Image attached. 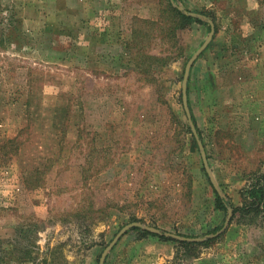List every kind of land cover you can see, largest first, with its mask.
Returning <instances> with one entry per match:
<instances>
[{"label": "rangeland", "instance_id": "obj_1", "mask_svg": "<svg viewBox=\"0 0 264 264\" xmlns=\"http://www.w3.org/2000/svg\"><path fill=\"white\" fill-rule=\"evenodd\" d=\"M208 19L187 100L241 205L264 173V0H0V264H98L133 221L105 264H264L262 215L210 232L224 214L182 102Z\"/></svg>", "mask_w": 264, "mask_h": 264}, {"label": "trees", "instance_id": "obj_2", "mask_svg": "<svg viewBox=\"0 0 264 264\" xmlns=\"http://www.w3.org/2000/svg\"><path fill=\"white\" fill-rule=\"evenodd\" d=\"M172 10L177 12L182 17L181 22H185V20L187 22L191 21V20L199 21L197 19L198 16H196V15L186 14L183 11L179 10L178 8H174V7L172 8ZM192 12H194V11H192ZM206 24L210 28V24L208 22H206ZM188 90H189V85H188ZM188 107H189L191 119H192L193 123L195 124L199 138L201 139V141L203 143L201 134L199 132V129H198L196 121H195V117L192 113L189 97H188ZM255 179H256V181L247 190V196L249 197V199L246 200V198H245L244 202L241 205H234L229 200L228 196L226 195V193L224 192V190L221 187H220V192H219L215 187L212 186L213 192L215 194L214 201H213L215 208L223 211L224 216L222 217L221 221L214 228H212V230L210 232H213V233L218 232L219 230H221L224 227L225 220H226V217L228 215L229 210H231V212H232L230 222L233 219H235L237 222L246 223V219L244 218V220H243V215H247L249 213H252L255 216L262 215V217L264 219V173L259 174L258 176H255ZM251 220H252V218H250L248 221H251ZM145 232H147V231H145ZM203 236H206V238H209V237H207L208 233H204ZM163 237H165V236H163ZM171 238L172 237H165V239H171ZM180 242L185 243V244L189 243V242H186L185 240L184 241L181 240ZM104 264H105V261H104Z\"/></svg>", "mask_w": 264, "mask_h": 264}, {"label": "water", "instance_id": "obj_3", "mask_svg": "<svg viewBox=\"0 0 264 264\" xmlns=\"http://www.w3.org/2000/svg\"><path fill=\"white\" fill-rule=\"evenodd\" d=\"M176 6H177V8L179 10L183 11L186 14L200 16V14L188 11V10L184 9L180 5H176ZM208 23L210 24V31L208 33L207 38L204 40L202 45L197 49V51L189 58V60L187 61L186 65H185V68H184V75H183V80H182V102H183V105H184V108H185V111H186V114H187V117H188L189 124L191 126L192 134L194 135V137L196 139V142L198 144V147H199V150H200V153H201V157H202V160H203V163H204L205 170H206V172H207V174L209 176V179H210L211 183L213 184V186L220 192V188H219L218 184L215 182V180H214V178L212 176V172H211L209 164H208V160H207V157H206V152H205L203 143H202L201 139L199 138L198 132H197V130H196V128H195V126H194V124L192 122L190 111H189V107H188V100H187V80H188V76H189V72H190V68L192 66V63L197 58V56L200 54V52L202 50H204V48H206V46L208 45V43L212 39V36H213V33H214V23H213V21L208 19ZM231 213H232L231 210H229L228 215H227L226 220H225V224H227L229 222L230 217H231ZM135 225H141V224L139 222H134V221L130 222L128 224H125L116 233V235L112 238V240L105 246V248L101 252L98 264H104V261L106 259L107 253L112 248V246L115 244V242L120 238V236L128 228H130L132 226H135ZM146 228L148 230L152 231V232H156V233H161L162 234V232L156 227L146 226ZM163 234L175 237L177 239H182V240L183 239L195 240V241L196 240H200V238H198V237H186V236H182V235L174 234V233H170V232H166V233H163Z\"/></svg>", "mask_w": 264, "mask_h": 264}]
</instances>
